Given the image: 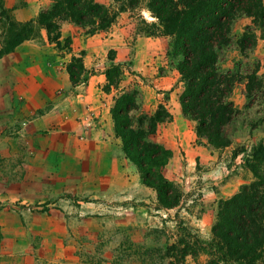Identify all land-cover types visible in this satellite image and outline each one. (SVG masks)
Here are the masks:
<instances>
[{
  "label": "rangeland",
  "instance_id": "obj_1",
  "mask_svg": "<svg viewBox=\"0 0 264 264\" xmlns=\"http://www.w3.org/2000/svg\"><path fill=\"white\" fill-rule=\"evenodd\" d=\"M130 12L135 33L130 38L132 44L137 43L140 50L149 45L164 51L159 61L168 59L163 46L168 38L136 42L140 15L152 21L150 12ZM247 26L256 31L261 48L243 56L235 39ZM232 38L222 54V67L233 69L238 62L246 72L258 62L259 73L264 75V26L255 25L250 16H241L234 24ZM32 40L41 44L43 38ZM24 68L18 67L16 59L0 61V264H142L143 246L141 253H134L136 249L131 250L130 244L165 247L181 235V222L209 238L212 228L202 232V220L203 226L210 225L213 217L215 223L220 200L237 193L252 178L244 155L252 145L264 141V95L250 102L244 81L235 85L232 94L239 113L224 129L231 144L222 148L210 145L207 158L198 157L191 166L183 151L163 168L185 192L179 207L166 210L158 208L154 189L137 191L129 203L120 200L117 179L110 180V156L93 152L88 147L90 139L66 130L62 119L40 117L53 101L41 90L17 88L30 85L32 77L36 82L43 80V73ZM156 75L143 74L133 63L125 68L123 85L138 88L141 99L150 101L156 91H172L157 89L153 82ZM179 87L177 82L172 89ZM40 100L47 102L32 108L29 116H18ZM156 100L153 98L149 113L158 108ZM156 133L151 136L154 141H158ZM129 176L131 189H139L142 183L133 164ZM206 259L205 255L197 261L189 257L187 264H204Z\"/></svg>",
  "mask_w": 264,
  "mask_h": 264
},
{
  "label": "trees",
  "instance_id": "obj_2",
  "mask_svg": "<svg viewBox=\"0 0 264 264\" xmlns=\"http://www.w3.org/2000/svg\"><path fill=\"white\" fill-rule=\"evenodd\" d=\"M144 9L154 20L141 14L138 33L171 38L167 56L180 72L184 85L180 95L184 116L195 122L201 141L204 138L219 148L229 146L231 139L224 129L239 113L232 99L235 85L244 81L247 99L254 101L264 95V75L259 73L258 62L246 72L238 62L236 68L224 69L222 54L232 44L239 17L250 16L255 25L264 26V0H113L111 5L99 0H52L37 17L27 21L17 20L0 0V58L26 40L43 38V29L58 48L70 49L72 38L62 39L63 21L77 24L86 34H94L108 30L121 12ZM257 43V33L251 26L235 39L243 56H249ZM115 58L116 51L110 50L106 91L119 88L125 68L133 64L115 62ZM67 70L73 83L86 82L90 75L82 55H74ZM111 112L122 151L137 168L141 183L156 191L158 208L179 207L183 190L163 172L173 151L151 138L159 124L172 117L166 105L160 103L155 112H146L135 87L120 90ZM244 162L252 178L237 193L220 200L211 236L204 238L180 221L181 235L165 247L130 244L131 250L136 249L134 253H141L143 246L139 259L142 264H187L189 257L197 261L203 255L207 257L204 264H264V141L252 145Z\"/></svg>",
  "mask_w": 264,
  "mask_h": 264
},
{
  "label": "crops",
  "instance_id": "obj_3",
  "mask_svg": "<svg viewBox=\"0 0 264 264\" xmlns=\"http://www.w3.org/2000/svg\"><path fill=\"white\" fill-rule=\"evenodd\" d=\"M3 1L4 5L12 10L14 17L19 21H27L37 17L39 12L52 2V0ZM99 1L106 5L113 3V0ZM130 14V11L121 12L108 30L94 34H86L84 28L71 21H63L61 23L62 39L69 36L72 38L70 49L58 48L54 42L48 40L47 32L43 29L41 44L35 40H26L15 51L0 58L2 62H7L9 58L16 59L18 67H25L24 69L30 73H43V80L40 82L33 81L32 77V81L29 82L30 85H20L17 88L37 89L41 90L44 95L50 96L48 101H53L51 108L40 117H58L62 119L61 124L66 130L75 132L77 136L83 134L91 140H89L88 147L94 149L93 152L101 151L104 153V157L110 156V180L113 182L117 179V187L119 188L117 192L120 191L117 196L124 203L134 200L137 191L145 192L152 188L142 184L139 189L133 190L130 187L129 172L132 163L122 151V140L115 133L111 109L120 90L131 88H125L122 80L119 88L112 87L110 91L105 90L107 84L105 71L107 66L111 64L108 59L110 50L116 51L115 62L133 60L134 67L138 64V68L143 74H152V72L158 74L154 76L153 80L157 89L167 87L172 90L170 93L155 90L156 92L149 99L150 101H143L141 90H139L143 110L149 112L148 109L151 108L154 98V100L157 99V106L160 103L165 104L172 114L168 121L159 124L156 133L157 140L172 149V161L184 151L188 165L191 166L194 159L198 157L207 158V150L210 146L204 138L202 141L199 139L195 131V122L183 114L180 95L183 92L184 85L180 80V72L177 68L173 66L169 59L159 61L164 51L152 49L149 45L146 49L140 50L137 43L132 44L130 41V38L135 35L129 21ZM136 37V42L140 43L148 42L149 38H153L152 40L169 39V42L163 45L165 56L167 55L170 48V37H151L142 34H138ZM256 47L261 48L260 43ZM257 48L255 49L257 50ZM255 49L254 52H256ZM135 51L136 53H134ZM74 55H82L84 68L90 71L86 82L73 83L70 79L67 65ZM24 62L27 63L25 66H23ZM159 72H162V74L159 75ZM177 82L180 83V87L173 90L172 88ZM46 102V100L33 101L30 109L24 111L25 114L18 113V116H29L32 113V108L42 107ZM213 223L214 217L208 226H203L204 221L202 220L200 224L201 231L209 232Z\"/></svg>",
  "mask_w": 264,
  "mask_h": 264
}]
</instances>
